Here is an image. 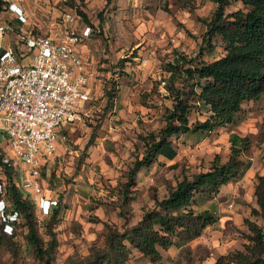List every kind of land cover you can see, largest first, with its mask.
Here are the masks:
<instances>
[{"label": "rangeland", "instance_id": "374dc122", "mask_svg": "<svg viewBox=\"0 0 264 264\" xmlns=\"http://www.w3.org/2000/svg\"><path fill=\"white\" fill-rule=\"evenodd\" d=\"M49 1L54 16L68 9L76 13L80 9L86 14L92 24L87 47L100 81L97 87H90V117L66 127L67 139L40 167L44 193L57 200L54 206L58 221L52 227L55 244L48 261L35 255L26 241L27 227L17 218L13 225L16 240L12 245L0 240V264L81 263L91 245H102L105 224L121 227L126 218L129 223H135L153 206L155 199L168 193V185H174L183 175L209 169L215 159L225 161L232 132L249 137V146L241 158L250 160V166L238 178L221 185L216 194L198 195L190 205L197 211L208 208L217 220L181 245L160 247L162 257L157 262L132 249L126 264H214L220 255L241 249L244 242H249L244 218L264 226V219L251 213L257 207L256 175L264 174L261 157L264 141L259 136L264 93L245 100L235 121L224 127L209 133L172 135L176 156L169 160L160 157L148 168H141L135 185L127 191L126 196H130L127 202L124 194L127 171L143 149L139 136L161 127L165 123V107L172 104L166 82L167 63L180 54L198 57L200 50L207 60L224 52L219 37H213L212 48L203 44L207 29L204 20L210 18L217 3L214 0ZM241 6L240 1L230 0L225 11ZM4 10L0 9V20L11 18L9 14L14 13ZM47 24L45 19L43 33ZM30 26L38 28L32 22L22 24L23 29ZM204 115L205 112L194 110L190 121ZM0 146L5 156L12 157L1 133ZM12 162L19 170L13 157ZM51 210L45 214L35 204L37 229L44 242L51 238L46 230ZM222 264L238 263L225 259Z\"/></svg>", "mask_w": 264, "mask_h": 264}, {"label": "trees", "instance_id": "16d2710c", "mask_svg": "<svg viewBox=\"0 0 264 264\" xmlns=\"http://www.w3.org/2000/svg\"><path fill=\"white\" fill-rule=\"evenodd\" d=\"M214 1L216 7L210 18L204 20L207 29L203 44L212 48L213 37H219L224 52L207 60L202 57L204 51L200 50L198 57L180 54L167 63L169 76L166 82L172 104L165 107V123L161 127L139 136L143 149L127 171L124 183L126 202L130 199L126 196L127 191L135 185L136 174L141 168H148L160 157L169 160L176 156L172 135L209 133L224 127L235 121L245 100L264 93V0H236L242 6L228 12L225 6L230 0ZM7 3V0H0V9H6ZM78 12L84 16L82 20L92 26L86 14L80 9ZM6 20L21 25L16 18ZM88 104H92L91 98ZM194 110L205 112V115L190 121ZM259 136L264 141V116ZM249 140L246 135L232 132L230 152L225 161L215 159L209 169L183 175L174 185H168V193L155 199L153 206L146 209L135 223H129L126 218L121 227L105 224L102 245H91L89 254L79 264H126L132 249L157 262L162 257L160 247L178 246L199 235L217 220V216L208 208L197 211L190 205L198 195L216 194L221 185L245 172L250 160L242 159L241 154L248 148ZM5 157L0 146V173H3V176L0 174V198L9 203L6 212L18 211V218L27 227L26 241L35 255L48 261L55 244L52 227L58 221L57 209L53 206L48 217L46 230L51 238L44 242L37 229L35 202L21 188L19 170L15 169L12 158L4 161ZM261 157L264 159V151ZM254 194L257 207L252 208L251 213L264 219V174L256 175ZM244 222L249 230L246 234L249 242H244L241 249L220 255L214 264H222L225 259L238 264H264V226L248 217ZM10 223L12 229L7 233L5 220L0 217V240L12 245L16 240L15 220Z\"/></svg>", "mask_w": 264, "mask_h": 264}, {"label": "built area", "instance_id": "2783aa9c", "mask_svg": "<svg viewBox=\"0 0 264 264\" xmlns=\"http://www.w3.org/2000/svg\"><path fill=\"white\" fill-rule=\"evenodd\" d=\"M7 1L6 9L21 25L0 20V133L19 164L21 188L46 214L57 200L44 193L40 167L67 139L66 127L91 115L89 92L97 71L82 58L78 44L92 26L68 9L53 33L23 29L27 17L14 0ZM8 204L0 198V217L10 233L18 211L6 212Z\"/></svg>", "mask_w": 264, "mask_h": 264}, {"label": "crops", "instance_id": "0c3cea01", "mask_svg": "<svg viewBox=\"0 0 264 264\" xmlns=\"http://www.w3.org/2000/svg\"><path fill=\"white\" fill-rule=\"evenodd\" d=\"M32 0H14L16 4L21 8L23 14L27 17V22L29 25H31V22L35 25H38V28H34L33 26H30L31 28H34L36 32L43 33V29L45 27L44 21L45 19L48 21V24L46 26V31L43 34H50L54 31H57L60 16L56 15L54 16V13H51V9L54 8L49 0H35L34 3L31 2ZM7 12V10H4ZM8 13V12H7ZM10 17L14 16V13L9 14ZM59 16V18H57ZM56 17V18H55ZM40 27V28H39ZM41 29V30H40ZM89 37V36H88ZM88 37L84 38L79 44L78 49L79 53L82 56V58L85 60V62L92 66L91 61V50L87 46V39ZM98 75V74H97ZM100 79L97 77L93 82L91 83L90 87L92 85H95L96 87L99 84ZM74 124H70L69 126H73ZM67 126V127H69Z\"/></svg>", "mask_w": 264, "mask_h": 264}]
</instances>
